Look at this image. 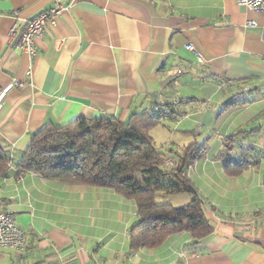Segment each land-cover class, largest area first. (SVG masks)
<instances>
[{"label": "crops", "instance_id": "crops-1", "mask_svg": "<svg viewBox=\"0 0 264 264\" xmlns=\"http://www.w3.org/2000/svg\"><path fill=\"white\" fill-rule=\"evenodd\" d=\"M56 6L64 13L37 55L19 50L28 22ZM263 27L264 14L236 0H0V94L26 84L0 103V149L19 161L47 126L125 123L171 105L151 137L159 150L156 131L171 123L160 151L201 155L188 176L214 226L197 244L180 233L131 253L134 202L112 190L7 172L0 210L13 212L27 245L0 249V264H264ZM240 132L239 146L255 148L260 162L228 177L224 141Z\"/></svg>", "mask_w": 264, "mask_h": 264}, {"label": "trees", "instance_id": "trees-1", "mask_svg": "<svg viewBox=\"0 0 264 264\" xmlns=\"http://www.w3.org/2000/svg\"><path fill=\"white\" fill-rule=\"evenodd\" d=\"M172 113L171 105L157 106L132 114L125 123L79 119L66 126H47L34 135L19 161L0 149V176L10 172L12 164L16 176L34 174L66 185L112 190L133 201L137 221L128 232L131 253L157 249L180 233H189L197 244L214 232L205 203L188 176L189 167L201 155L195 154L196 150L184 155L171 152L179 161L176 168L168 170L164 167L168 154L158 150L150 135ZM243 134L224 141V173L228 177H238L260 162L255 148L239 146ZM236 150L242 154L231 158ZM159 193L190 194L192 200L175 208L157 203Z\"/></svg>", "mask_w": 264, "mask_h": 264}, {"label": "built area", "instance_id": "built-area-1", "mask_svg": "<svg viewBox=\"0 0 264 264\" xmlns=\"http://www.w3.org/2000/svg\"><path fill=\"white\" fill-rule=\"evenodd\" d=\"M236 3L238 6L247 8L255 13L264 14V0H236ZM63 13L64 8L56 6L32 18L22 33L17 48L29 56H36L38 42L44 38L46 29L50 27L57 28L59 19ZM248 26L255 28L257 27V23L249 22ZM262 40L264 41V27L262 28ZM186 49L196 56L198 64H207V61L191 45H188ZM27 76L31 78L32 72H28ZM25 86L26 84L22 82L14 83L9 90L0 94V103L10 90L23 89ZM177 166L178 160L173 156L167 155L164 158V167L166 169H174ZM9 171H15L12 164L9 165ZM26 245V234L23 230L17 227L14 221L13 212L9 210H0V249L23 252Z\"/></svg>", "mask_w": 264, "mask_h": 264}, {"label": "rangeland", "instance_id": "rangeland-1", "mask_svg": "<svg viewBox=\"0 0 264 264\" xmlns=\"http://www.w3.org/2000/svg\"><path fill=\"white\" fill-rule=\"evenodd\" d=\"M165 127H167L166 129L159 128L156 132H158L157 136V145L159 147V150H161V144L163 143V141H167L168 138L171 139L172 136V132H171V123L166 122ZM154 130V129H153ZM152 130V131H153ZM151 131V132H152ZM150 132V135H151ZM163 132V133H162ZM175 139H173L172 141H174ZM194 140V138L192 139ZM190 140V141H192ZM263 153V152H262ZM175 157V155H174ZM179 161V160H178ZM192 200V197L190 194H175V195H167L165 193H159L156 196V202L159 204H168V205H172L175 208H181V207H185L187 206ZM133 202V201H131Z\"/></svg>", "mask_w": 264, "mask_h": 264}]
</instances>
